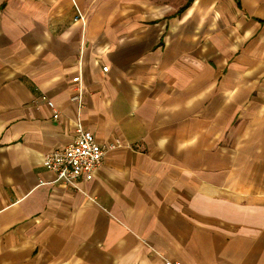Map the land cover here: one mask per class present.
<instances>
[{
	"label": "crops",
	"instance_id": "crops-1",
	"mask_svg": "<svg viewBox=\"0 0 264 264\" xmlns=\"http://www.w3.org/2000/svg\"><path fill=\"white\" fill-rule=\"evenodd\" d=\"M82 67L86 127L123 142L85 193L44 166ZM164 258L264 264V0H0V264Z\"/></svg>",
	"mask_w": 264,
	"mask_h": 264
},
{
	"label": "built area",
	"instance_id": "built-area-1",
	"mask_svg": "<svg viewBox=\"0 0 264 264\" xmlns=\"http://www.w3.org/2000/svg\"><path fill=\"white\" fill-rule=\"evenodd\" d=\"M76 7L75 22L81 23L83 27L87 24L86 14ZM108 72L109 67H104ZM86 84L84 81L83 67L80 70V80L71 96V101L77 106L75 124V139L68 146L57 148L46 155L44 166L56 174V183L65 184L68 188L85 193L83 184L91 181L97 170L104 162L106 154L123 146V142L117 139L109 144L98 142L95 134L89 130L83 120L85 109ZM40 100L52 111L53 118L60 119L61 113L56 103L47 95H42ZM165 264H182L164 258Z\"/></svg>",
	"mask_w": 264,
	"mask_h": 264
}]
</instances>
